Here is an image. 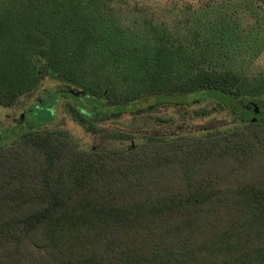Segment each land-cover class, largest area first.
Returning <instances> with one entry per match:
<instances>
[{"label":"trees","instance_id":"16d2710c","mask_svg":"<svg viewBox=\"0 0 264 264\" xmlns=\"http://www.w3.org/2000/svg\"><path fill=\"white\" fill-rule=\"evenodd\" d=\"M256 1L264 11V0ZM60 2L0 7V106H13L48 77L72 98L63 105L67 115L95 133L111 105L152 97L215 91L223 109L264 102V67L243 74L208 67L206 58L179 65L168 47L157 49L145 87L117 93L96 80L104 66L84 67L94 23L69 15ZM232 119L252 128L210 129L183 142L137 134L154 142L142 146L143 155L124 147L79 151L61 132L39 128L0 146V264H264V181H256L264 176L245 171L242 179L247 164L264 159V119ZM110 137L135 133L113 129ZM225 159L236 164L225 170ZM214 163L215 176L208 174Z\"/></svg>","mask_w":264,"mask_h":264},{"label":"rangeland","instance_id":"374dc122","mask_svg":"<svg viewBox=\"0 0 264 264\" xmlns=\"http://www.w3.org/2000/svg\"><path fill=\"white\" fill-rule=\"evenodd\" d=\"M9 2L0 0V7L10 6ZM60 3L58 8L67 6L69 15L94 23L97 36L91 42L92 54H87L84 67L89 72L104 66L98 71L100 79L96 80L115 85L117 93L125 87H145L146 70H153V58L159 47L177 51L179 65L185 62L201 65L205 61H200L206 58L208 67L243 74L264 67V11L256 0H62ZM63 85L47 77L39 89L22 96L13 106H0V146L39 128L61 132L62 138L67 136L71 147L79 151L124 147L143 155L142 146L154 142L148 144L137 134L169 138L164 141L178 138L183 142L204 138L207 135L204 132L210 129L228 134L252 128L233 121L231 105L226 109L220 106L221 93L198 91L111 105L108 118L98 124L103 130L93 133L85 131L65 112L63 105L72 98L61 92ZM201 108L213 112L199 117L195 111ZM113 129L135 133V137L124 141L111 138ZM233 160H224L225 170L236 164ZM263 166L264 159L247 164L242 179L249 177L245 171L264 176ZM217 171L214 163L208 174L215 176ZM256 181H264V177ZM227 183L233 185L223 184ZM233 214L240 216L237 211ZM241 251L249 253V247L243 246Z\"/></svg>","mask_w":264,"mask_h":264},{"label":"water","instance_id":"95a60500","mask_svg":"<svg viewBox=\"0 0 264 264\" xmlns=\"http://www.w3.org/2000/svg\"><path fill=\"white\" fill-rule=\"evenodd\" d=\"M230 108L237 116L242 115L245 117L264 119V102L243 103L242 101H237Z\"/></svg>","mask_w":264,"mask_h":264}]
</instances>
